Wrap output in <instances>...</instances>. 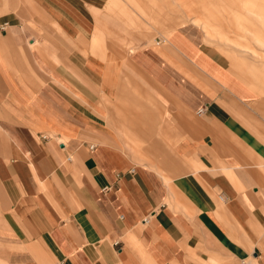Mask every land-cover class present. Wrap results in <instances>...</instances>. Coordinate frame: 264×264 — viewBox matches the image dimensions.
<instances>
[{
	"label": "crops",
	"instance_id": "1",
	"mask_svg": "<svg viewBox=\"0 0 264 264\" xmlns=\"http://www.w3.org/2000/svg\"><path fill=\"white\" fill-rule=\"evenodd\" d=\"M106 1L0 0V264H264V89Z\"/></svg>",
	"mask_w": 264,
	"mask_h": 264
},
{
	"label": "rangeland",
	"instance_id": "2",
	"mask_svg": "<svg viewBox=\"0 0 264 264\" xmlns=\"http://www.w3.org/2000/svg\"><path fill=\"white\" fill-rule=\"evenodd\" d=\"M145 1L146 5L140 0H126L129 8L117 0L135 17L136 24L133 28L129 26L130 28L139 30L145 27L149 34L167 36L176 25L191 21L202 29L205 42L215 47L231 63L237 75V69L243 66L246 70L241 71L239 76L248 85L253 83L264 89V60L257 61L256 57L235 47L230 41H244L254 50L262 52L260 46L253 41L251 32L264 36V26L259 23L264 18V0H201L206 3L205 6L190 5L193 0H188L189 6H178L174 0ZM194 1L199 3V0ZM155 2L167 12L163 14ZM105 9L118 16H125L112 0L106 1ZM155 12H160L166 25H156ZM204 24L209 29L204 28ZM261 95L264 96V93Z\"/></svg>",
	"mask_w": 264,
	"mask_h": 264
},
{
	"label": "built area",
	"instance_id": "3",
	"mask_svg": "<svg viewBox=\"0 0 264 264\" xmlns=\"http://www.w3.org/2000/svg\"><path fill=\"white\" fill-rule=\"evenodd\" d=\"M3 29H4V25L1 24V25H0V30H3ZM44 137H46V136H44Z\"/></svg>",
	"mask_w": 264,
	"mask_h": 264
}]
</instances>
